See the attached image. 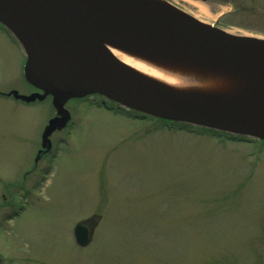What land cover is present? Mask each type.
<instances>
[{
  "label": "rangeland",
  "instance_id": "374dc122",
  "mask_svg": "<svg viewBox=\"0 0 264 264\" xmlns=\"http://www.w3.org/2000/svg\"><path fill=\"white\" fill-rule=\"evenodd\" d=\"M148 1L264 40V0L238 12L222 0ZM57 10L90 28L92 13L125 22L111 0H58ZM134 53L179 80L176 88L164 82L176 95L264 108L262 77ZM25 61V49L0 24V264H264L261 140L116 114L97 106H118L99 95L65 100L59 110L27 83ZM86 219L97 226L80 248L72 231Z\"/></svg>",
  "mask_w": 264,
  "mask_h": 264
},
{
  "label": "water",
  "instance_id": "95a60500",
  "mask_svg": "<svg viewBox=\"0 0 264 264\" xmlns=\"http://www.w3.org/2000/svg\"><path fill=\"white\" fill-rule=\"evenodd\" d=\"M111 1L124 9L125 22L92 13L87 20L90 28L59 12L58 0H0V23L23 45L24 77L32 87L52 96L59 110L65 100L99 94L142 114L264 140V108L247 109L171 93L128 69L103 43L179 45L197 55L259 71L264 70V40L205 27L148 0ZM46 41L59 49L56 57L45 54ZM96 225L95 219H87L74 226L79 247L91 243Z\"/></svg>",
  "mask_w": 264,
  "mask_h": 264
},
{
  "label": "bare ground",
  "instance_id": "6f19581e",
  "mask_svg": "<svg viewBox=\"0 0 264 264\" xmlns=\"http://www.w3.org/2000/svg\"><path fill=\"white\" fill-rule=\"evenodd\" d=\"M72 22L78 24L75 22V20L69 19ZM81 26V25H80ZM105 47L116 57L118 60L126 66L128 69L136 73L137 75L141 76L145 80L171 92L174 94H177V92L169 87L168 85L172 86L173 88L177 87V85H182L178 81L173 78H169L166 76L165 73H161L158 71L153 65H149V63L143 61L145 58L143 56L136 54L134 52H145L150 55H158L161 58L169 61H174L176 63H180L183 66L182 62H189V64H193L191 66L198 67V65H207L211 67H218V69H223V72H229L232 75L235 73H238L240 75H248L249 79H258L263 78L264 80V70H259V74L257 73V70H252L246 73L247 69L243 67L240 68V66L235 65L234 63H231L230 61L216 59V58H209L207 56H201L194 54L193 51H187V48L180 47L179 45H170V44H148L145 43L147 46H140L137 48H132L130 46H125L120 43L115 42H109L105 41L103 42ZM43 49L45 51V54L48 56H52L54 53V56L56 57L58 54L57 48H55L52 43L46 41L43 42ZM57 51V52H56ZM117 53L125 54L127 55V58H119L117 56ZM57 54V55H56ZM184 68V67H183ZM262 71V72H261ZM54 80V79H53ZM52 81V80H51ZM167 81V82H166ZM168 85H166L165 83ZM169 82V83H168ZM163 83V84H162Z\"/></svg>",
  "mask_w": 264,
  "mask_h": 264
},
{
  "label": "trees",
  "instance_id": "16d2710c",
  "mask_svg": "<svg viewBox=\"0 0 264 264\" xmlns=\"http://www.w3.org/2000/svg\"><path fill=\"white\" fill-rule=\"evenodd\" d=\"M257 0H222V2H225V3H230L233 5L234 7V10L235 12H238V11H242V10H245V8L247 6H245L246 3H249L251 5V3H255ZM250 8H252L253 6H250ZM163 123H167L168 125H170V127H175L177 126V128L181 129V130H197L198 132H202V133H207V134H210V135H216L217 137H220V136H224L228 139H232V140H240L242 139V137H236V136H233V135H227L225 133H222V132H219V131H215V130H212V129H206V128H196L192 125H188V124H184V123H177V122H170V121H162Z\"/></svg>",
  "mask_w": 264,
  "mask_h": 264
}]
</instances>
